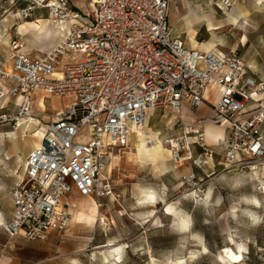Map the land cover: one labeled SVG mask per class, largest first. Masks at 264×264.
Instances as JSON below:
<instances>
[{"label":"built area","instance_id":"built-area-1","mask_svg":"<svg viewBox=\"0 0 264 264\" xmlns=\"http://www.w3.org/2000/svg\"><path fill=\"white\" fill-rule=\"evenodd\" d=\"M17 1L24 2L17 16L28 19L45 9L54 24L68 29L58 45L38 56L20 40L11 41L10 70L0 68V81L10 83L0 88V112L7 102L20 100L14 115L0 113V122L33 120L32 93L69 96L74 102L48 116L40 144L28 154L23 176L10 191L12 214L1 225L8 240L45 241L53 232L63 233L71 220L63 200L73 191L97 200L114 197L105 170L128 147L132 131L146 126L151 111L179 115L181 135L166 141L174 164L185 149L195 165L193 146L202 151L196 166L212 162L215 152L207 147L203 129L183 127L180 119L184 105L207 104L210 87L219 90L212 111L227 125L224 167L264 169V78L253 75L236 52L187 48L169 25L172 0H90L85 13L69 0L11 4ZM234 2L214 0V5L228 10Z\"/></svg>","mask_w":264,"mask_h":264},{"label":"rangeland","instance_id":"rangeland-1","mask_svg":"<svg viewBox=\"0 0 264 264\" xmlns=\"http://www.w3.org/2000/svg\"><path fill=\"white\" fill-rule=\"evenodd\" d=\"M12 1L0 0V11L8 9ZM86 1L89 6L90 0ZM188 9L186 17L180 16V9L176 17H169L175 36L187 48L194 49V43H198L224 54L236 52L253 75L264 76V0H237L225 15L200 3ZM200 13L214 17H200ZM37 19L0 17V59L7 60L10 43L15 39L32 49L34 41L29 30L20 31V27L33 26ZM208 23L220 29L208 31ZM33 99L37 101L38 109L34 107L33 113L38 123L0 122V252L3 246L6 252L15 242L8 240L1 229L11 214L10 191L20 182L28 151L40 143L38 133L43 132L46 118L51 115L41 113L39 104L45 107V102L51 112L68 102L39 96ZM0 113L14 115L16 108ZM178 118L176 113L155 110L149 113L146 126L133 130L132 135L138 140L141 131L161 140L169 150L166 141L181 135ZM171 128L173 131H169ZM137 140L117 155L119 163L109 170L114 199H94L103 205L100 216L110 217L109 228L102 230L97 222L88 224L94 223V218L82 217L77 211V219L87 223L75 224V243L58 233H51L45 241H21L13 248L20 264H264V171L228 170L222 155L216 153L212 164L198 167L202 151L196 146L191 147L195 165L187 160L185 149L178 164L169 156L162 163L152 164L134 155ZM144 195H153V202ZM150 206L154 207L153 213ZM227 249L240 257L237 262L229 261L224 252Z\"/></svg>","mask_w":264,"mask_h":264},{"label":"crops","instance_id":"crops-1","mask_svg":"<svg viewBox=\"0 0 264 264\" xmlns=\"http://www.w3.org/2000/svg\"><path fill=\"white\" fill-rule=\"evenodd\" d=\"M77 1V2H75ZM236 1L234 2V5L231 9L228 10H220L217 6L214 5V0H172L171 6H170V11H169V17H176L177 16V10L180 9L182 11L183 14H180L181 17H186V13L189 10L188 8L191 6H195L200 4L203 5H207L210 7H213V9L215 11L220 12L222 15H225L226 12L231 11L235 4ZM70 5L73 7V9L83 12L84 9H86V11L90 8V5L88 6V3L86 0H69ZM6 4V3H5ZM3 5L0 3V9ZM15 7H24V2L22 1H17L15 4H11V2L9 3V8L8 9H3V12L0 11V17H18L16 14H14L15 11H17L20 8H15ZM43 11H47L45 9H38L36 10L32 16L31 19L35 20V19H40L41 17H46V18H41V19H47V20H51V17L48 13V11L46 12V16H42L43 15ZM201 15H208L210 17H214L211 14H204V13H200V17ZM31 20V21H32ZM169 21V18H168ZM50 22V21H49ZM52 22V20H51ZM54 26H53V25ZM52 24L50 23L51 27L56 31L61 33V37H63L68 29V25L67 24H54L52 22ZM170 27H172L173 29V33H174V27H173V20L170 22ZM175 36V33H174ZM60 37V38H61ZM176 37V36H175ZM46 45V46H45ZM52 46H49L48 44L45 43H32V49H28L27 47L24 46V48L31 52L32 55H34V53H37L38 55H40L41 53L46 52L48 49H50ZM221 53V52H220ZM7 60L5 59H0V68H3L6 71L10 70V65L8 63L7 65ZM257 77H261L259 75H255ZM261 78H264V76H262ZM10 87V83L8 81H0V88H9ZM34 96H39L40 98H44L46 99V97H49V99L47 98L46 100L52 101V100H62V99H67L68 102L63 106V107H56L53 108L51 112H48V108L46 103L45 107L43 105V108L39 109V111H41V113H43L44 115L46 113H55L57 111L63 110L65 109L67 106H69L71 103L74 102V98L73 97H69V96H65V97H57V96H49V95H45L44 93L41 92H37V93H32L30 95L31 98V102H32V110L34 107L37 108L36 104L37 101H34ZM204 98L207 101V104L199 107L198 109H191L189 108L187 105H184L183 107V111L180 114V119H181V123L182 125H184L185 127H192V128H202L204 133H205V143L207 145V147H209L210 149H212L216 154H220L223 156L224 154V146H223V140L226 136V129H227V125L223 122H221L219 119L216 118V116L214 115L213 111H212V106L216 103V101L219 98V90L216 87H210L207 89V92H205L204 94ZM18 101H9L6 104V108H15V104H17ZM38 109V108H37ZM153 112V111H151ZM149 112V113H151ZM164 112H171V113H175L172 111H164ZM177 114V113H176ZM149 115V114H148ZM178 115V114H177ZM148 119V117H147ZM33 121L38 123V120L33 119ZM48 123V118H46V121L44 123V129L43 132L41 133V138L42 135L44 133L45 130V126ZM40 138V141H41ZM136 139L137 137L131 135L128 141V144H130L132 142V140ZM40 144V143H39ZM38 144V145H39ZM35 146L33 148H31L28 151V154L36 147ZM120 161V157L115 155L112 159L111 164L107 167V169L105 170L104 175L111 181L110 179V174H109V167L111 166L112 170L113 168L119 163ZM213 162H210L209 164H212ZM264 171V170H261ZM256 176V175H255ZM15 186V185H14ZM70 196L74 197V200H69L68 198ZM78 193L76 191H73L71 194L67 195L64 200H63V207L65 208V210L70 214L71 216V220L66 228V230L63 233H58L59 235H63L62 237L68 241L73 240L72 242L75 243V224L78 223H82L85 221H79L76 217V212L82 208H84L85 212L91 216L92 218H94L95 222L94 223H88V224H95L96 222L98 223V226H100L101 223H106L107 224V228H109L110 226V217L107 216H100L101 212L100 209L102 207H98L95 204V200L93 198H84V197H80L81 199L79 200V198H77ZM151 196L153 197V199L151 198ZM114 199V197L112 198H101L98 201L100 202L105 201V202H111ZM144 199L148 200L150 203L153 202L154 200V196L153 195H144ZM85 200V202H84ZM90 202H87V201ZM11 201V199H10ZM87 202V203H86ZM98 202V203H99ZM84 204V205H83ZM88 205V208H87ZM150 209L151 206H150ZM94 212V213H93ZM11 214H12V205H11ZM10 214V216H11ZM10 216L7 218V220L10 218ZM87 223V222H85ZM53 233H57V232H53ZM14 245H9L7 248V251L3 252V263L4 264H20L21 260L19 258H16L15 252H13V248L21 241H26V242H30L27 240H24L22 238H17L14 239ZM37 242V241H35ZM6 248V247H5ZM6 250V249H5ZM75 252V251H74ZM40 262H42V258L39 259Z\"/></svg>","mask_w":264,"mask_h":264},{"label":"bare ground","instance_id":"bare-ground-1","mask_svg":"<svg viewBox=\"0 0 264 264\" xmlns=\"http://www.w3.org/2000/svg\"><path fill=\"white\" fill-rule=\"evenodd\" d=\"M47 19H41V18L37 19V21L33 22V26H29V24H25L28 28H24L21 26L20 31L28 29L29 30L28 33H29L31 39L34 41V43H45L46 42V44H48L49 46L54 45L52 47H55L56 45H58L62 41L63 37H61L60 32L56 31V29L54 30L51 27L50 23L52 24V22L50 19L49 20H47ZM206 26H207L208 31H214V30L220 29V27H217V26L213 25L212 23H208ZM193 47H194V49H198L202 52H209L210 51V48L208 46L199 45L198 43H196V44L194 43ZM39 105L41 106V108H43L42 103H40ZM41 111H43V110H41ZM138 133H140V134L138 136V140L136 142V145L134 146V151H135L134 155L139 160H146V161L151 162L152 164H157V163L164 162L165 158L167 156L170 157V151L163 147V145L160 142L161 140L159 141L157 139H152L151 136L147 137L144 134H142L141 131H138ZM38 134L41 136V132ZM203 138L205 141L206 137H205L204 131H203ZM149 140H150V144L148 143ZM109 170H112L111 166L109 167ZM260 170H264V169H260ZM254 180L257 181V179L255 177H254ZM261 190L264 191V187H262ZM151 198L153 199L152 196H151ZM84 202H85V200H84ZM95 204L98 208V205L96 202H95ZM151 208H152L151 213H153L154 207L151 206ZM78 213L80 216L90 219V216L85 212L84 208L81 207V209L78 210ZM182 222L186 223L185 221H182ZM106 247H113V245H106ZM224 252H225V254L228 257L230 262L235 263L239 260V259L238 260L234 259V257H238V256L236 254H234L232 251H230L229 249L225 250ZM118 255H117V257H118ZM238 258H240V257H238Z\"/></svg>","mask_w":264,"mask_h":264},{"label":"snow or ice","instance_id":"snow-or-ice-1","mask_svg":"<svg viewBox=\"0 0 264 264\" xmlns=\"http://www.w3.org/2000/svg\"><path fill=\"white\" fill-rule=\"evenodd\" d=\"M115 251L119 252V249H116ZM234 259L238 260L239 258L238 257H234Z\"/></svg>","mask_w":264,"mask_h":264}]
</instances>
